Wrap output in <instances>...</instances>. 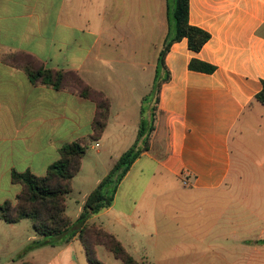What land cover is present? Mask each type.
<instances>
[{
	"label": "crops",
	"instance_id": "obj_1",
	"mask_svg": "<svg viewBox=\"0 0 264 264\" xmlns=\"http://www.w3.org/2000/svg\"><path fill=\"white\" fill-rule=\"evenodd\" d=\"M121 1L126 4L128 0ZM130 1L146 3L151 32L158 28V44L149 40L146 51L142 29H128V19L106 20L105 5L98 8L99 0H0V204L13 201L21 190L11 180L12 170L45 174L58 159L62 144L92 132L96 110L90 99L31 83L22 69L3 61L9 53L25 52L47 68L75 71L104 93L109 116L99 140L107 139L112 122L119 128L121 139L111 147L115 161L135 140L141 99L148 93L135 94L141 89L140 77L117 83V90L123 89L115 94L83 75L108 69L112 51L120 50L119 56L127 57L123 63L134 72L142 74L152 68V85L157 54L167 33L166 2ZM188 19L208 31L210 39L198 52L187 47L185 38L170 46L165 57L170 79L160 89L149 149L121 180L112 205L93 215L111 212L115 221L120 220L117 216L135 215L142 222L154 215L155 197L146 200L144 191L136 198L127 197L133 205L125 211L117 216L113 212L121 184L145 157L152 167L151 179L159 168L165 177L181 181L192 191L206 196L215 193L218 217L214 227L168 229L176 250L170 264H264V105L254 98L264 80V0H189ZM117 24L123 33H111ZM192 58L213 64L215 70L189 69ZM130 104L132 110H128ZM134 106L138 119L126 127ZM128 130L131 137L122 138ZM23 220H0V264H81L78 251L82 252L83 245L78 235L68 243L41 245L21 255L39 238ZM138 228L143 236L157 231L156 224ZM213 233L215 241L208 243ZM207 250L215 257L205 258Z\"/></svg>",
	"mask_w": 264,
	"mask_h": 264
},
{
	"label": "trees",
	"instance_id": "obj_2",
	"mask_svg": "<svg viewBox=\"0 0 264 264\" xmlns=\"http://www.w3.org/2000/svg\"><path fill=\"white\" fill-rule=\"evenodd\" d=\"M173 1L174 31L171 32L169 24L157 54L151 89L141 99L135 140L120 154L106 175L89 193L77 222L72 224L67 217L65 202L71 191L70 180L79 171L81 159L85 154L86 144L81 138L62 144L58 159L47 167L43 175H36L29 170L21 172L12 170L11 180L19 184L21 190L13 201L6 200L0 204V220L17 223L29 219L34 231L40 236L31 242L21 255L41 245L54 244L56 241L57 244L68 243L78 235L89 264H103L94 256L95 245L104 246L120 260L121 264H152L146 257L140 259L133 257L115 235L101 226L89 224L88 219L112 205L121 180L134 161L149 149L150 137L155 128L160 89L162 84L170 79V72L165 64L170 46L185 38L187 47L198 52L210 39L211 35L208 31L189 23V0ZM3 61L22 69L33 84L50 86L92 100L96 110L89 139L99 140L109 116V100L103 92L88 85L77 72L47 68L37 58L25 52L9 53L5 55ZM188 67L205 73H212L215 70L213 64L197 58H192ZM254 98L264 105V80L261 81V89ZM22 264L32 263L24 261Z\"/></svg>",
	"mask_w": 264,
	"mask_h": 264
},
{
	"label": "rangeland",
	"instance_id": "obj_3",
	"mask_svg": "<svg viewBox=\"0 0 264 264\" xmlns=\"http://www.w3.org/2000/svg\"><path fill=\"white\" fill-rule=\"evenodd\" d=\"M99 1L98 8H100L101 4L105 5L104 12L106 20H114V18H116L122 19L121 21L124 22L128 19L126 24L128 29H132L133 31L138 29V32L142 29L145 51L146 44L149 40L158 44L160 39L157 38L159 37L158 28L155 27L154 34L151 32L152 18L149 14L150 12L146 3L135 5L130 0H128L126 4H123L121 0ZM165 2L167 28L170 24L171 32H173L174 22L172 11L174 1L165 0ZM168 6L169 8L167 9ZM101 15L104 16L103 13ZM156 19L157 15L155 11V21ZM111 33H123L121 25L117 24L116 26H112ZM119 53L121 54L120 50L112 51L113 56H111V59L113 62L108 69H101V71L98 69L96 73L86 72L83 74L84 77L93 84L103 85L111 93L119 94L123 87L117 90L115 85L117 83L124 84L123 82L129 83L132 81L133 76L137 75L140 77V84L138 85L141 86V89L137 90L135 94H139L140 91L143 93L149 92L151 89L150 78L153 76V72L151 73L152 68H149L142 74L139 70L138 72H134L131 70L132 68L129 64L123 63L127 57H121L119 56ZM116 107L117 106L115 105V108ZM132 107L133 104H130L128 110H132ZM137 119L138 116L137 113H135L134 106V115H131L130 113V119L127 120L126 127L131 126V124L133 122L135 123ZM118 132L119 128L113 125L112 122L107 131L108 135H106V140L100 139L97 141H91L89 139L90 132L81 138L86 144L85 154L81 159L79 171L70 180L71 191L68 193L65 202L66 215L72 224H75L81 215L85 200L89 193L97 186L114 164L116 154L111 153V147L121 139L117 137ZM126 133L128 136L122 138L128 137L129 139L132 135L131 130H128ZM96 142H98L99 146L95 145ZM135 164L136 165L132 168L131 173L121 184V187L117 192V203L113 211L114 215L117 216L121 211H125L129 205H133L127 199L129 195L136 198L142 194L143 191L146 195V200H151L152 197H155L154 215L148 217V220L145 222L139 221L135 215L129 218L117 216L120 220L115 221L111 212L108 214L101 213L98 216L92 215L88 223L100 225L106 231L109 229L110 233H115L124 245L128 247V250L136 259H140L142 256L146 255L149 262L152 264H170V259L176 250L171 244L173 240L169 239L168 229L171 227H188L190 229L197 228L200 231H205L208 230L209 227H214L218 217L216 212L215 193L206 196L202 192L192 191L189 187L183 186L181 181L165 177L164 171L159 168L157 171L155 170V177L151 179L152 167L150 164H146L145 157H141V159ZM141 169H143V172L140 171ZM122 195H124V203L121 201ZM22 224L30 228L34 236L37 235L40 238L38 234L34 233L32 222L29 219L23 220ZM155 224L157 226V231L155 233L146 236H143L142 233H140L138 228L139 225L142 227ZM214 236V233L208 236V243L215 241ZM57 242L58 241H56L53 246H57ZM80 248L82 250V252L78 251L80 262L81 264H88L85 251L83 247L80 246ZM94 256L103 264H121V262L109 253L102 245L94 246ZM180 256L183 257L182 254H180ZM214 257V252L207 250L205 258L210 260Z\"/></svg>",
	"mask_w": 264,
	"mask_h": 264
}]
</instances>
